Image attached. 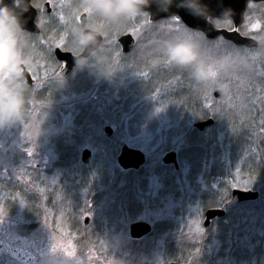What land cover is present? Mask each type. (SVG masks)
Masks as SVG:
<instances>
[{"label": "rangeland", "instance_id": "374dc122", "mask_svg": "<svg viewBox=\"0 0 264 264\" xmlns=\"http://www.w3.org/2000/svg\"><path fill=\"white\" fill-rule=\"evenodd\" d=\"M79 1H61L59 21L78 28L81 13H86L87 27L102 32L105 42L98 54L66 78L54 71L57 67L52 63V53L44 55L40 48H31L28 37L13 22L7 26L10 54L0 58V264H165L172 251L200 246L216 257L222 246L218 240L222 229L236 234L235 239L244 232L246 237L239 240L247 243L242 252L260 253V259L240 264H264V221L260 225L262 216L247 212L250 205L231 213L241 211L244 221L250 223L247 226L242 220L233 223V218L225 217L209 229L203 227L205 198H209V204L223 206L234 188L248 190L254 185L255 179L241 170L248 160L238 159L236 151L251 149L248 154L253 159H264L263 120L253 122L259 115L254 100L264 98V89H260L264 82L253 74H259L263 65L257 61L264 60V5H250L240 25L260 41L259 48L251 52L234 50L233 56L228 55L227 48H221L224 57L228 55L229 62H225L218 55L217 43L209 44L211 40L187 29L178 19L152 24L136 10L122 13L98 7L102 3L97 0H81L78 4ZM120 3L111 0L107 4ZM115 11L117 16L108 15ZM257 24L261 26L259 30L254 28ZM4 32L5 21L0 17V41ZM124 33L133 34L136 40L127 55L116 44V38ZM65 42L64 38L53 42V46L64 47ZM38 44L44 45L39 40ZM173 44L191 45L189 48L198 55L200 50L210 59L206 65L214 70L210 80L200 84L205 88L203 94L212 89L211 95L203 99L210 115L216 113L219 118L215 114L217 124L204 136L215 137L213 146L221 150L210 162H203L200 170L181 155L184 140L199 118L192 114L188 117L181 98L175 96L184 81L180 67L176 69L165 54ZM20 63L27 66L34 79L25 97L22 90L27 86L21 78ZM149 71L152 76L143 82ZM165 72L168 77L162 75ZM90 74L96 77L91 80ZM188 76L192 81L195 78L191 68ZM155 79L159 81L157 88L143 86L153 85L151 81ZM106 84L110 85L109 93ZM243 89L251 92L246 94ZM117 90H122L123 95ZM216 90L221 92L217 100L213 99ZM43 92L46 96L39 99ZM87 104L95 112L87 124L80 125V109ZM119 106L122 111L116 113ZM107 125L113 128L109 139L103 132ZM122 145L146 155V164L132 173L135 181L130 188V172L117 163ZM103 146L114 150L115 155H105ZM60 149L72 150L64 163ZM85 149L92 153L88 163L81 161ZM170 151L178 154V170L162 163ZM214 164L217 171L223 170L221 165L228 168V184L211 173ZM161 166L167 170L159 174ZM83 174L89 176L86 184H81ZM14 188L18 189L13 191ZM28 197L37 198L34 208L38 218L28 212ZM256 206L264 204L252 208ZM134 221L150 223L151 235L132 240L129 226ZM77 233L96 237V243L77 242ZM241 247L236 246V250ZM226 248L229 250L231 244L227 242ZM188 259L199 263L194 255Z\"/></svg>", "mask_w": 264, "mask_h": 264}, {"label": "water", "instance_id": "95a60500", "mask_svg": "<svg viewBox=\"0 0 264 264\" xmlns=\"http://www.w3.org/2000/svg\"><path fill=\"white\" fill-rule=\"evenodd\" d=\"M18 1V4L16 2ZM32 0H2L0 7H7L12 16L15 18L16 24L25 31L39 32V28L36 25L37 11L32 6ZM250 0H132L133 3H139L142 5L139 9L147 11L150 15L151 22L158 21L162 18L177 15L182 22L191 29L202 32L208 39H214L218 36L223 37L225 40L234 43L237 46H244L247 48H255L258 46V42L250 37L243 36L239 31V25L242 19V14L246 8L247 2ZM252 1H264V0H252ZM85 16V15H84ZM82 17L84 22L85 18ZM229 17L234 23V29L228 30L223 28H217L211 22L214 18H226ZM86 33H90L93 37V44L87 48L84 47L82 54L74 56L71 53H64L61 50H56V56L60 61L66 62V67L62 71V75L66 76L73 67L79 62V60L89 57L93 52L99 49L102 44L103 37L99 32L91 30H85L83 36ZM120 44L123 47L125 53L129 52L135 44L134 38L131 34L122 36L119 39ZM24 75H28L24 72ZM30 83L31 80H30ZM219 92L216 91L217 97ZM214 124L213 119L201 121L195 124V128L199 131L205 130ZM107 137H111L113 129L110 126L105 128ZM91 157V151L86 149L82 154V161L88 163ZM146 162L145 154L134 148L124 146L118 156V163L123 169H139ZM163 162L165 164H174L178 168L177 154L175 152L167 153ZM259 198L258 191L252 190H240L235 189L232 191L231 200L226 203L224 208L209 209L205 214L204 227L210 226L211 220L225 216V209L234 207L239 203L245 201H255ZM151 231L150 224L146 222H136L131 225L130 234L133 238H140L143 235L148 234ZM176 264V263H171Z\"/></svg>", "mask_w": 264, "mask_h": 264}, {"label": "trees", "instance_id": "16d2710c", "mask_svg": "<svg viewBox=\"0 0 264 264\" xmlns=\"http://www.w3.org/2000/svg\"><path fill=\"white\" fill-rule=\"evenodd\" d=\"M213 22L218 27L232 28V22H231L230 19L214 20ZM240 30L242 31L243 34L248 35L241 28H240ZM217 42L223 43L221 40H218V39L210 41V43L209 42H207V43H209V44L212 43L213 44V43H217ZM190 44H192V43H190ZM227 44L232 46V44H230V43H227ZM200 52L201 51L199 50V54L200 55L197 54L198 58H199V62L206 65V63L209 62L210 59H208L207 57L203 56L202 55L203 53H200ZM165 59H166V56H164V60ZM177 68H179V72L182 74L181 77H183V81H184L183 85L184 86L181 87V90H179L178 93L175 94V96L181 98V100L183 102V105H182L183 106V112L185 114H187L188 117L191 114L193 116H198V118H199L198 120H204V119H207L209 117H214L215 120L217 118H219V116L216 113H212L213 115H210L211 112L207 108V105L205 104V101L203 99L204 96L209 93L210 89H208V90L206 89L207 92L205 94H203V91H205V88L200 84L201 81L196 79V78H194V80L192 81L190 79V77L188 76V72H189L190 68L182 67V66H179V65L176 64V69ZM173 72H175V71L173 70ZM168 74H169L168 72H165L162 75L164 77H168ZM92 76H93V74H90L89 75V79ZM223 80H224V78H223ZM27 91L29 92V87L28 86H27V88L25 87V89L22 90L23 97H25V95L28 93ZM53 93H54V91L51 92V97H53L52 96ZM118 93L120 95H123V91L122 90H118ZM45 96L46 95L43 92V93L38 95V98L40 99V98L45 97ZM26 97H28V95ZM109 110L110 109H108V111ZM124 110L127 111V109H124ZM121 111H122L121 110V106H119L118 107V111H116V113H121ZM93 112H95V111L92 108H89L88 104L83 106V107H81V109H80L81 115L79 117V124L80 125H82L83 123L87 124L89 122V119H91L93 117ZM225 113H226V115H228L227 112H225ZM98 114H100V112H98ZM215 114H216L217 118H216ZM106 115H104V116H106ZM216 124L217 123H215L214 126H216ZM204 135H205L204 133L198 132L193 127L189 131V133L187 134V136H186V138L184 140V148H183L182 154H181V155L187 157L189 159V162L193 163L196 166L197 170H200V168L197 167L200 163H203V162L208 163V162H210L211 158H213L216 155H218V153L221 150V148L218 147L217 145H216V147L213 146L214 144L212 142H213V139L215 137L208 138V137H205ZM106 147L107 146H103L105 155L111 156L112 154H114V150H109V148H106ZM211 148H213V152L212 153L210 151ZM60 150H61L60 155L64 156V157L62 156L63 158L61 159V161H63V163H64V161L71 154L72 150L71 149H65L66 151L63 150V149H60ZM236 152H237L236 154H237V158L238 159L244 157V159L248 160V163L243 165L241 170H242V172L246 173L247 175L249 174L250 176H252L255 179L254 180V185H253L252 188L256 189V190H259L260 193H261V198L256 203V205L264 204L263 203L264 202V159L263 158H258V160H255L248 154V152H246V153L240 152V151L239 152L236 151ZM230 160L236 161V159H234V158H231ZM221 167H222L221 169H223V170H221L220 175H216V177L221 179L223 184H225V183L228 184V177L229 176L226 173V171H228V168L226 166H222V165H221ZM216 168L217 167L215 165L214 169L216 170ZM162 169L165 170V171L167 170L165 167L161 166L160 169H159V174L161 173ZM102 170H103V168H102ZM224 170H225V173L223 172ZM132 173H135V172L130 171V174L128 176V184H127L128 187L129 186L132 187V185L134 184V181H135V180H133V174ZM82 176H83V180H81V184L83 182H84L83 184L88 183L87 181H88L89 176H87L85 174H83ZM209 176H210V174H208L206 176L208 182H210V180H211V179H209L210 178ZM76 186H77V184H76ZM225 187L228 188V186H225ZM17 189L18 188H14L13 191H16ZM128 196H131V195L129 194ZM26 201L32 204V205L30 204L28 212L32 214L33 218H38L39 214L37 213L36 209L34 208L35 204H37V202H38L37 198L35 199L34 197L33 198L28 197ZM205 201H204V208L205 209H207L209 207L218 206V205H216L214 203L209 204L208 203L209 198H205ZM220 206H222V205H220ZM8 208L11 209L12 207L8 206ZM255 209H256L255 212L258 214V216L259 215L262 216V220L260 221V223L258 222L261 225V223H263V221H264V215H263L264 214V206H262V207L256 206ZM233 211L234 210H230L227 213L226 217L233 218V223H234L235 220H236V222H238L237 221V217L239 215L237 216L236 214L235 215L231 214ZM247 211H250V208ZM241 219H242V222H243V223L242 222L241 223L243 225L247 226L246 225V224H248L247 221H244V219L242 217H241ZM32 226H34V225H32ZM79 233H77L79 235V239L77 237V240H78L77 242L80 243V241H82V242L86 241L85 243H87L89 245L90 244L94 245L96 243V237L95 238L93 237V239H92L91 235L90 236H87V235L84 236V234L80 235ZM240 234L241 235H238L239 238L235 239L236 236H237L236 234H229V232H227L225 229H222L221 230V234L218 237V240L220 241L222 246L220 247V252L216 255V257L212 256V255H208L207 248L203 247V246L202 247L201 246L200 247H192L189 250H187L188 247H184V249L182 251H179V252L172 251L171 252L172 256H171V259H169V260L172 261V262H177V263H181V264H193V263L189 262L188 257L190 255H194V256H196V259H199V263L198 264H215L214 260H220V261H223L224 263H226L227 261L230 260L232 262L231 264H240L241 261L245 262L246 260L248 261V260H253V259H256V258L260 259V257H261L260 253L258 254V252H256V251H253L252 252L253 254L252 253H247L246 251L244 253L242 252V248L245 247L247 243L246 244H244L243 242L239 243L240 239L246 237V235H244V232H240ZM97 237H99V236H97ZM235 240H237V241H235ZM99 241H101V240L100 239L97 240V242H99ZM226 241L231 244V248L229 250H227V248H226V246H227V242ZM249 243L253 244V241H249L248 244ZM236 246H239V247L242 246V247L236 250ZM254 255H256V257Z\"/></svg>", "mask_w": 264, "mask_h": 264}, {"label": "flooded vegetation", "instance_id": "af4514ba", "mask_svg": "<svg viewBox=\"0 0 264 264\" xmlns=\"http://www.w3.org/2000/svg\"><path fill=\"white\" fill-rule=\"evenodd\" d=\"M1 1V0H0ZM63 1V0H54L55 3V7L52 8L50 5H47L46 0H32V5L34 6L37 3H41L42 5V9L38 10L37 8H35L37 10V16H36V24L39 27V32H26L25 35L28 37L27 41H30V47L31 48H40L42 54L47 55L48 53H52V60H53V65H55L57 68L54 70L55 72H59L60 75H62V71L64 70L65 66L67 65L66 62L60 61L59 59H57L56 56V51L57 49L62 50L63 52H71L74 55H78L79 53H81L84 50V47L81 45V38L83 37V33L85 30L87 29H91L90 27H87V21H88V17L86 13H81L80 15V24L78 26V28L75 26H69L66 23H61L59 21L58 18H60V14H61V7L58 6V4ZM98 1V0H97ZM81 0L78 2V4H80ZM67 16L70 14V12H66ZM85 18L84 22L82 21L81 17ZM93 30V29H92ZM98 31V30H97ZM101 34L103 35V42L101 45V48H99V50L97 52H95L90 58H92L94 55L98 54V52H100V50L103 49V45L105 42V35L101 32ZM126 34V33H124ZM124 34L120 35L119 37L116 38V44L119 47V49H121L122 54L127 55L129 53H124L123 52V47L121 46L120 42H119V38L121 36H123ZM66 40L64 47L61 46H56V48H54L53 46V42H59L62 41V39ZM80 39V40H78ZM38 40L39 42L41 41L44 45L38 44ZM52 50V51H51ZM90 58L85 59V60H81V61H88ZM123 60V59H122ZM81 61H79L75 68H73V71L69 74L72 75V73L77 69V67H79V65L83 64L81 63ZM259 64H263L262 66H260V70H259V82H264V60L262 61H257ZM23 66V67H22ZM18 67L21 69V78L25 81V83L28 85V87H32L34 84V79H33V74L31 73V71H29V69L27 68V66L23 63H20L18 65ZM28 71V75H24V72ZM153 71L158 72V69H153ZM85 72V71H84ZM153 73H150V71L147 73V77L142 80L143 82L147 81V78H150L152 76ZM62 77V76H61ZM68 77V76H67ZM95 76L90 77L91 80H93ZM109 78H113V76H108ZM64 78V77H62ZM33 79V82L30 83V80ZM106 81V80H105ZM117 82V81H116ZM153 82V85H143L146 88L149 87H153V88H157L159 85V81L158 80H153L151 81ZM262 86V87H261ZM260 89H264V83L260 85ZM106 89L108 90V93L110 92V85L106 84ZM211 90L209 91L208 94L211 93ZM118 91V90H117ZM219 92L218 97L216 98V100L219 98V96L221 95L220 90H216ZM215 91V92H216ZM215 92L213 93L215 97ZM257 92V91H256ZM211 95V94H210ZM214 99V98H213ZM264 98L259 97L256 98L254 101V107L257 110V114L258 118L255 117V119L253 120L254 123H257L259 120H263L262 121V125L264 127ZM205 101V99H204ZM206 104V102H205ZM249 205H251V203H242L240 205L237 206V209L243 208V207H248ZM138 207H140L139 205H137ZM141 208V207H140ZM139 210V208H138ZM137 210V211H138ZM237 216L239 218H241L243 215L240 212H236ZM215 221H213L214 223ZM150 235H147V237H149ZM146 237V238H147ZM145 238L142 237V239L140 238V240H143ZM139 240V241H140Z\"/></svg>", "mask_w": 264, "mask_h": 264}, {"label": "clouds", "instance_id": "9594fccd", "mask_svg": "<svg viewBox=\"0 0 264 264\" xmlns=\"http://www.w3.org/2000/svg\"><path fill=\"white\" fill-rule=\"evenodd\" d=\"M146 2V0H145ZM98 7L106 9H116L122 13H130L137 8L142 7L139 3H133L132 0H122L120 4L115 5H98ZM0 17H3L5 21L4 39L0 41V58H7L10 54L11 42L7 39V26L14 21L11 11L5 6L0 7ZM93 37L90 33H86L81 38V45L85 48L93 44ZM166 56L174 63L182 67L191 68L196 79L201 82L210 80L211 74L214 71L207 65L199 62L198 55L195 49L182 45H170L165 52ZM85 61H81L84 63ZM7 118V117H6Z\"/></svg>", "mask_w": 264, "mask_h": 264}, {"label": "bare ground", "instance_id": "6f19581e", "mask_svg": "<svg viewBox=\"0 0 264 264\" xmlns=\"http://www.w3.org/2000/svg\"><path fill=\"white\" fill-rule=\"evenodd\" d=\"M259 41V40H258ZM259 43H260V41H259ZM217 45L219 46L218 48H219V50L220 51H218V55H219V57L223 60V61H225V62H229L228 61V55H230V56H233L234 55V50H243V51H252V50H250V49H247V48H236L235 46H230V47H228L227 46V44H225V43H219V42H217ZM227 46V47H226ZM221 48H227L228 49V55H226V57H224V55H223V53L221 52L222 51V49ZM226 58V59H225ZM253 74H254V76H255V78H258L259 77V75L257 74V73H254L253 72ZM239 89H237V91H238ZM244 90V89H243ZM249 90H244V92L247 94V92H248ZM251 91H249V93H250ZM216 93V92H215ZM237 94H239V93H237ZM254 94H256L257 95V92L255 91L254 92ZM240 95V94H239ZM218 97V96H217ZM216 96L215 97H213L214 99H216L217 98ZM225 112H227V111H225ZM263 127V126H262ZM255 128V127H254ZM234 129V128H233ZM226 132V128H225V131H224V133ZM226 134L229 136L230 134L228 133V132H226ZM242 135L244 136V134L242 133ZM233 137V136H232ZM233 139L236 141V137H233ZM223 140H226V137H224L223 138ZM242 141L243 142H245L246 144H247V146H248V142L246 141V138H244V139H242ZM252 144V143H251ZM250 144V145H251ZM239 148V147H238ZM250 149V148H249ZM239 150H240V148H239ZM246 152H252L251 151V149H250V151H247V150H245L244 151V153H246ZM202 164L203 163H200L197 167L198 168H200V169H202ZM213 175H220V173H221V170L220 171H217V170H215V169H213V171L211 172ZM225 187V186H224ZM251 190L252 191H258L259 192V198L257 199V200H255V201H252V203H251V208H250V212H255V208H252V207H254L255 205H256V203L260 200V198H261V193H260V191L259 190H256V189H253V188H251ZM219 207V206H218ZM217 206L216 207H209V208H214V209H216V208H218ZM256 213V212H255ZM227 216V214H225V216L224 217H222V219H224L225 217ZM237 217V216H236ZM235 217V218H236ZM237 220H242L241 218H239V217H237Z\"/></svg>", "mask_w": 264, "mask_h": 264}, {"label": "snow or ice", "instance_id": "6c2138e0", "mask_svg": "<svg viewBox=\"0 0 264 264\" xmlns=\"http://www.w3.org/2000/svg\"><path fill=\"white\" fill-rule=\"evenodd\" d=\"M46 2H47V5H50L52 8L55 7L54 0H46ZM34 7L37 8L38 10H41V9H42V5H41V3H37V4H35ZM177 22H178V21H177ZM260 27H261V26H260L259 24H257V25L254 26V28H255L256 30H259ZM60 44H63V42L60 43ZM54 48H56V45L54 46ZM51 51H52V50H51Z\"/></svg>", "mask_w": 264, "mask_h": 264}]
</instances>
